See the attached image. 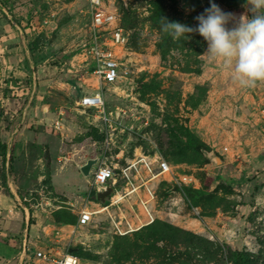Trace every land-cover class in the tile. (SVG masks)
I'll list each match as a JSON object with an SVG mask.
<instances>
[{
    "label": "rangeland",
    "instance_id": "1",
    "mask_svg": "<svg viewBox=\"0 0 264 264\" xmlns=\"http://www.w3.org/2000/svg\"><path fill=\"white\" fill-rule=\"evenodd\" d=\"M85 3L0 0V229L61 221L58 243L90 264H235V250L244 252L245 264H264V90L260 83L234 86L201 56L203 37L173 40L159 22L196 27L213 3L237 18L251 15L245 0H115L129 31L120 56L129 72L113 84L89 69ZM97 88L102 108L78 104ZM46 111L69 124L56 131V114L46 119ZM139 153L160 155L189 175L180 186H190L189 199L170 197L161 182L150 224L120 234L101 213L80 226V210L103 203L90 189L91 174L72 184H87L78 193L85 200L64 203L67 175H80L79 164L98 157L119 176ZM223 163L232 175L225 180L215 172Z\"/></svg>",
    "mask_w": 264,
    "mask_h": 264
},
{
    "label": "built area",
    "instance_id": "2",
    "mask_svg": "<svg viewBox=\"0 0 264 264\" xmlns=\"http://www.w3.org/2000/svg\"><path fill=\"white\" fill-rule=\"evenodd\" d=\"M85 4L88 16L86 24L90 31L89 46L85 50L91 59L88 64L89 69L92 68L91 72L100 83H116L128 76L129 69L120 60V56L122 49L129 41V31L121 24V15L115 0H86ZM100 93L102 92L84 93L79 98L78 104L87 108H102L104 100ZM63 123L64 119L58 116L53 122V128L60 131ZM189 181V175L176 172L175 167L160 155L145 153L135 155L120 167L119 176H115L114 167L99 160L91 171L90 189L95 194L109 184L114 190L107 197L106 203L101 205L104 208L102 212L97 213L95 209H81L77 223L85 226L98 220L100 217L96 218L97 214L106 212L116 232L124 234L139 229L155 220L159 198L156 189L161 182H166L168 188L172 190L170 197L179 195L184 199L178 188L182 182L188 183ZM119 182L120 185H117ZM135 195H137L135 211L130 204L129 206L125 203L122 205L125 200L130 203ZM111 206L117 207V214L111 213L112 211L109 210ZM126 210L134 212L137 220L130 218L125 213ZM60 231V228L56 229V234H60ZM68 255L75 258V264H90V262L82 261L81 257L68 249L61 254H54L48 250H38L35 253L37 258L52 264H64Z\"/></svg>",
    "mask_w": 264,
    "mask_h": 264
},
{
    "label": "clouds",
    "instance_id": "3",
    "mask_svg": "<svg viewBox=\"0 0 264 264\" xmlns=\"http://www.w3.org/2000/svg\"><path fill=\"white\" fill-rule=\"evenodd\" d=\"M244 6L251 15L237 18L213 3L195 18L196 27L160 17V30L173 40L198 33L207 43L201 55L207 62L216 65L234 86L254 88L264 82V0H245ZM64 264H75V258L68 255Z\"/></svg>",
    "mask_w": 264,
    "mask_h": 264
},
{
    "label": "crops",
    "instance_id": "4",
    "mask_svg": "<svg viewBox=\"0 0 264 264\" xmlns=\"http://www.w3.org/2000/svg\"><path fill=\"white\" fill-rule=\"evenodd\" d=\"M98 83H97V86L99 88ZM66 84L69 85V83H66ZM98 88H97V90L95 89L92 91H84V93H95L97 91H100ZM36 100H38V99L37 98L35 99V104L38 103V102H36ZM55 114L47 112V115L44 114V117L46 119H51V118H53V116H55ZM58 116H59V113L56 114L55 119ZM55 119H53V122ZM66 121H67L66 124H69L68 123L69 121L68 120H66ZM53 122H52V128H53ZM66 128H67L66 130H68L67 131V133H68L71 130V126L70 127L66 126ZM43 136L45 138H47L46 137L47 132L44 133ZM260 153L261 152L255 153L253 156H250L251 160H253V162H254V160L259 159L258 155ZM88 158H90V157H88ZM88 158H86V159H88ZM86 159L84 161H82L79 164V166L81 164H83L86 161ZM225 166H226V164L223 163V166H220L215 171L218 174V177L221 179H224V180L229 179L232 176L228 170H225ZM93 169L94 168H92V170ZM79 173H80V175H78V172L76 169L72 170V172L69 175H67L68 180L66 181V183H69V185H67L68 188H66V189L63 188V192H65V194H64L65 198H64L63 202L66 203L70 207H72V205H75L77 202H83L86 198L85 197L86 194L81 195L78 193L79 192L81 193L82 191H87L88 190V189H86L87 184L83 185L81 188L78 187L75 189L72 187V184H74V183H82V182H86L87 180H89V178H87L88 176H84L81 173V171ZM82 177L85 178L84 181H83ZM117 185H120V182ZM59 188H61V186ZM117 188H119V186H117ZM173 197L182 199L179 195H174ZM102 203H103L102 204V206H103L106 202H102ZM124 203L127 204V206H129V204L132 205L133 206L132 209L135 211L136 207H137V205L135 204V203H137V195L132 197L130 203L128 200H125L122 203V205ZM54 206L58 207L59 204H54ZM109 210L112 211L111 212L112 214L118 213V209L116 206L109 207ZM125 213L128 214V216L130 218L136 219V217L134 216V212L126 210ZM103 216L108 217L106 212L103 214ZM64 226H66V225L58 224L55 221L46 217L40 221H39V219H37L35 223L31 224V227L29 228V230L21 229L23 232H21L20 230L8 232V231H4V230L0 229V264H52V263H48V262L44 261L43 259L37 258L35 256V253L38 250H41V251L48 250L54 254H61L62 252L66 251L68 248H66L65 246H62L58 243L59 242L58 241L59 239H57L58 234H56V229L60 228V230H62V228ZM9 248L10 249L12 248L14 250V252L9 251L8 250ZM7 251H9V252H7Z\"/></svg>",
    "mask_w": 264,
    "mask_h": 264
},
{
    "label": "water",
    "instance_id": "5",
    "mask_svg": "<svg viewBox=\"0 0 264 264\" xmlns=\"http://www.w3.org/2000/svg\"><path fill=\"white\" fill-rule=\"evenodd\" d=\"M258 83H260L262 89L264 90V82H258ZM245 149H246V151H248L249 148L246 147ZM98 160H99L98 157H90V158L86 159V161L79 166V169H80L81 173L84 176H89L91 174V171H92L93 166L98 163ZM212 160L215 163H221L222 162L221 157L220 156H217V155H214L212 157ZM113 190H114L113 187L111 185L107 184L101 190H98L95 193V197L100 202H105L106 199H107V197H109L112 194ZM68 251L73 252L74 249L73 248H68Z\"/></svg>",
    "mask_w": 264,
    "mask_h": 264
},
{
    "label": "trees",
    "instance_id": "6",
    "mask_svg": "<svg viewBox=\"0 0 264 264\" xmlns=\"http://www.w3.org/2000/svg\"><path fill=\"white\" fill-rule=\"evenodd\" d=\"M122 21V20H121ZM122 24V23H121ZM123 25V24H122ZM127 29V28H126ZM129 42V41H128ZM128 42H127V44H128ZM90 71H92V68H90ZM189 185H183L181 188H178L180 191H181V193H182V195H183V197L187 200V199H189L188 198V195H187V191L189 190V187H188ZM192 188V187H191ZM56 223H58V224H61V221H55ZM64 223V222H63ZM75 252V251H74ZM77 254V253H76ZM234 256H235V258H234V261H235V264H245V262H244V260H245V256H244V252L242 251V250H235L234 251Z\"/></svg>",
    "mask_w": 264,
    "mask_h": 264
},
{
    "label": "bare ground",
    "instance_id": "7",
    "mask_svg": "<svg viewBox=\"0 0 264 264\" xmlns=\"http://www.w3.org/2000/svg\"><path fill=\"white\" fill-rule=\"evenodd\" d=\"M100 95H101V97H102V99H103L102 93H100ZM104 99H105V98H104ZM104 99H103V100H104ZM60 168H63V167L61 166ZM96 204H97V203H96ZM97 206H98V207L95 209V210H96L95 212L100 213V212H102V211L104 210V208H102L101 205L97 204Z\"/></svg>",
    "mask_w": 264,
    "mask_h": 264
}]
</instances>
